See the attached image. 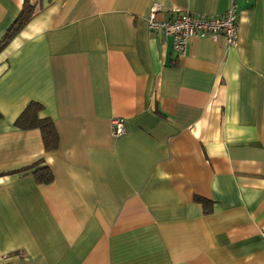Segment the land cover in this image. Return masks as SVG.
Segmentation results:
<instances>
[{
	"label": "crops",
	"instance_id": "0c3cea01",
	"mask_svg": "<svg viewBox=\"0 0 264 264\" xmlns=\"http://www.w3.org/2000/svg\"><path fill=\"white\" fill-rule=\"evenodd\" d=\"M27 1L0 51V264H264V0H235L236 45L197 36L183 55L150 8L230 0ZM23 2L0 0V38ZM30 101L54 150L14 125Z\"/></svg>",
	"mask_w": 264,
	"mask_h": 264
},
{
	"label": "built area",
	"instance_id": "2783aa9c",
	"mask_svg": "<svg viewBox=\"0 0 264 264\" xmlns=\"http://www.w3.org/2000/svg\"><path fill=\"white\" fill-rule=\"evenodd\" d=\"M158 6L154 4L147 15V28L150 32L160 29L165 35L171 36L173 49L183 55L187 42L197 36H211L216 39L223 36L228 45L237 43L236 5L230 0L226 11L217 16H203L188 11H179L176 16L159 20L157 18ZM110 131L114 137L125 132L122 117L114 116L110 119Z\"/></svg>",
	"mask_w": 264,
	"mask_h": 264
},
{
	"label": "trees",
	"instance_id": "16d2710c",
	"mask_svg": "<svg viewBox=\"0 0 264 264\" xmlns=\"http://www.w3.org/2000/svg\"><path fill=\"white\" fill-rule=\"evenodd\" d=\"M34 14V5L24 0L22 8L14 21L7 27L0 38V51L6 46L10 39L28 22ZM43 109L41 103L30 101L20 112L14 121V125L20 129L38 128L41 133V139L46 151L54 150L57 147L58 136L50 117H40L38 113ZM1 116V114H0ZM31 173L38 182L48 183L53 175L50 168L46 165L29 167ZM202 202L200 198H196Z\"/></svg>",
	"mask_w": 264,
	"mask_h": 264
}]
</instances>
